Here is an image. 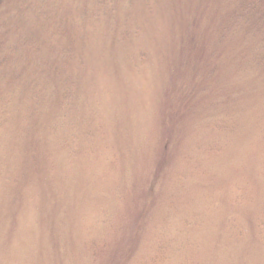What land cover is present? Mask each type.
<instances>
[{
	"label": "rangeland",
	"instance_id": "374dc122",
	"mask_svg": "<svg viewBox=\"0 0 264 264\" xmlns=\"http://www.w3.org/2000/svg\"><path fill=\"white\" fill-rule=\"evenodd\" d=\"M251 1L0 0V264H264Z\"/></svg>",
	"mask_w": 264,
	"mask_h": 264
},
{
	"label": "trees",
	"instance_id": "16d2710c",
	"mask_svg": "<svg viewBox=\"0 0 264 264\" xmlns=\"http://www.w3.org/2000/svg\"><path fill=\"white\" fill-rule=\"evenodd\" d=\"M251 1V0H250ZM254 2H252L254 5L258 6L261 5L262 7H264V1L263 0H253Z\"/></svg>",
	"mask_w": 264,
	"mask_h": 264
}]
</instances>
